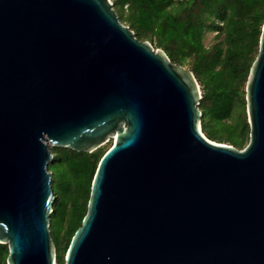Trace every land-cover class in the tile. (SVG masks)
<instances>
[{"label": "water", "instance_id": "1", "mask_svg": "<svg viewBox=\"0 0 264 264\" xmlns=\"http://www.w3.org/2000/svg\"><path fill=\"white\" fill-rule=\"evenodd\" d=\"M110 0H0V244L56 264L50 147L110 139L63 264H264V23L245 85L248 143L201 131L193 73Z\"/></svg>", "mask_w": 264, "mask_h": 264}, {"label": "trees", "instance_id": "2", "mask_svg": "<svg viewBox=\"0 0 264 264\" xmlns=\"http://www.w3.org/2000/svg\"><path fill=\"white\" fill-rule=\"evenodd\" d=\"M111 3L121 12L126 6V15L123 18L120 14L121 19L137 40L151 45L154 42L155 48L164 51L171 63L181 66L191 63L189 70L202 87L198 105L202 134L210 141L244 148L243 136L249 134L246 118L239 121V133L233 128L227 129V134L218 133L210 122L218 124L228 119L237 102H242V111L245 110L239 90L246 85L258 52L264 0H111ZM207 30L223 36L211 49L202 41ZM95 151L52 148L55 155L47 170L52 174L50 185L56 201L49 216V230L57 233V241L53 243L58 251L64 244L56 255L57 264L64 263L63 253L86 214L93 176L104 154ZM64 164L69 168L66 177L50 171ZM82 175L84 180L76 195L75 180ZM53 181L59 185L56 191ZM7 255V245L0 244V264H6Z\"/></svg>", "mask_w": 264, "mask_h": 264}, {"label": "rangeland", "instance_id": "3", "mask_svg": "<svg viewBox=\"0 0 264 264\" xmlns=\"http://www.w3.org/2000/svg\"><path fill=\"white\" fill-rule=\"evenodd\" d=\"M113 9H114V11H115L120 23L123 26H127L128 27L127 22H125L123 19H121L122 17L124 18L125 15H126V12H127L126 6L124 7L122 12L120 11V9L118 7H114ZM120 14L122 15V17H121ZM222 39H223V36H218L217 33L214 30H207L204 33L202 41H203V44H204V46L206 48L211 49L214 46H216L217 44H219L222 41ZM152 46H153V48L155 50L157 49V48H155V43L154 42L152 43ZM255 54L256 53H254L253 56ZM184 67H186L188 69H191L192 65H191L190 62H188L187 64L184 65ZM197 83L199 85L200 93L202 95V87H201V85H200V83L198 81H197ZM239 93H240V96H242V100L244 101L243 102V106L245 107V96H244V94H245V86L240 88ZM241 105H242V102H237L236 105L233 108L231 116L228 119H224V120L218 122V124H214L213 122H210V126H213L214 130L217 131L218 133H221V134H227L226 132H227V129H229V128H233L236 131V133H239V129H240L238 127L239 121L242 119V117L247 119L246 108H245L244 111H242ZM240 140H241V138L239 139V141ZM247 142H248V134L246 136H243V141H242V146L241 147H244L247 144ZM112 143H113V140L110 139V141L106 142L105 144H102L101 147H99V149H97V151L99 150L101 152H105L111 146ZM52 148L53 147H50L51 153H52ZM54 155L55 154L52 153V157H54ZM68 169L69 168L67 167V165L64 164V166L57 165L56 167L51 168L50 171L54 172L55 175H56V173L59 172V173H61L62 176L66 177ZM50 174H51V172H50ZM51 178H52V174H51ZM83 180H84V176L83 175H82V177L79 176V177L76 178V180H75V184H76L75 186L76 187H75L74 194H76V195L79 194V188H81L80 185L83 183ZM52 186H53L54 191H56L59 188L58 183H55L54 181L52 183ZM55 201H56V199L54 198V202ZM56 234L57 233H55L53 231H50L51 239H52V241L54 243H56V241H57ZM63 246H64V244H61V246H60L61 250H62ZM60 251H58L56 249V255H58V253ZM66 252L64 251V253H63L64 258H65Z\"/></svg>", "mask_w": 264, "mask_h": 264}, {"label": "bare ground", "instance_id": "4", "mask_svg": "<svg viewBox=\"0 0 264 264\" xmlns=\"http://www.w3.org/2000/svg\"><path fill=\"white\" fill-rule=\"evenodd\" d=\"M201 123V122H200ZM200 128H201V125H200Z\"/></svg>", "mask_w": 264, "mask_h": 264}, {"label": "built area", "instance_id": "5", "mask_svg": "<svg viewBox=\"0 0 264 264\" xmlns=\"http://www.w3.org/2000/svg\"><path fill=\"white\" fill-rule=\"evenodd\" d=\"M110 2H111V0H110ZM110 141V140H109Z\"/></svg>", "mask_w": 264, "mask_h": 264}]
</instances>
